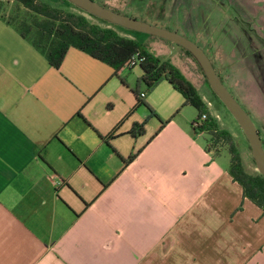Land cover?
Instances as JSON below:
<instances>
[{"label":"crops","instance_id":"1","mask_svg":"<svg viewBox=\"0 0 264 264\" xmlns=\"http://www.w3.org/2000/svg\"><path fill=\"white\" fill-rule=\"evenodd\" d=\"M9 3L0 264H264V213L204 150L180 94L73 48L49 67L4 23Z\"/></svg>","mask_w":264,"mask_h":264},{"label":"rangeland","instance_id":"2","mask_svg":"<svg viewBox=\"0 0 264 264\" xmlns=\"http://www.w3.org/2000/svg\"><path fill=\"white\" fill-rule=\"evenodd\" d=\"M40 1L50 7L80 15L88 23L108 28L120 37L143 42L148 52L161 61H168L193 85L219 128L233 137L240 136L241 131L234 120L213 99L200 71L181 48L175 45L170 47L166 41L158 38L130 33L100 23L65 4L63 0ZM93 1L135 18L152 17L157 23L175 30L202 48L214 69L219 72L225 89L258 130L264 150V0ZM11 10H14L12 2L7 5V11L10 13ZM138 71V66H133L125 76L126 80L132 81L133 75L137 77ZM183 109V117L192 123L196 118V111L191 106ZM202 135L206 140L209 139L205 134ZM200 141L205 143L203 139ZM226 147L220 142H210L208 146L210 154L217 155L215 159L223 165L229 163ZM240 158L245 171L254 174L256 171L249 148H241Z\"/></svg>","mask_w":264,"mask_h":264},{"label":"trees","instance_id":"3","mask_svg":"<svg viewBox=\"0 0 264 264\" xmlns=\"http://www.w3.org/2000/svg\"><path fill=\"white\" fill-rule=\"evenodd\" d=\"M10 1L13 3L14 10H11L9 15L3 18L4 23L11 26L19 38L25 40L34 51L40 54L49 67L57 68L67 48L78 50L88 57L105 64L113 73L118 72L125 62L132 60L134 62L133 66H138L139 73H141L137 80L142 83L146 91L150 92L158 83L166 82L173 90L180 94L183 99V105L191 106L196 111V118L190 126L196 123L201 115L205 114V119L201 125L197 128L191 127L192 131L205 134L209 138L208 140L205 139L204 146V150L208 153H210L208 148L210 142H220L227 146L226 153L229 157L227 173L229 177L240 187L242 197L246 198L264 213V178L256 172L254 174L246 172L241 162V148L245 146L248 149L244 137L241 133L239 137H233L226 130L219 128L217 121L210 115L193 85L185 79L177 68L168 61H161L148 52L143 42L120 37L108 28H101L88 23L80 15L50 7L47 3L40 0ZM65 4L71 6L67 2ZM98 5L136 20L144 22L148 20L149 22H146L148 24L176 32L165 25L157 23L152 17L141 16V18H135L108 8L103 4ZM99 22L106 24L102 21ZM182 51L191 58L201 73L193 58L183 49ZM212 67L214 69L213 65ZM214 71L223 84L219 72L215 69ZM204 82L213 99L224 108L209 89L205 79ZM150 114L153 115L152 111H150ZM132 129L136 133L141 132L142 124L133 125ZM256 131L263 147L260 134L257 129ZM211 156L215 158L217 155L213 154ZM133 157L134 153L127 156L124 163L129 162Z\"/></svg>","mask_w":264,"mask_h":264},{"label":"water","instance_id":"4","mask_svg":"<svg viewBox=\"0 0 264 264\" xmlns=\"http://www.w3.org/2000/svg\"><path fill=\"white\" fill-rule=\"evenodd\" d=\"M63 1L84 14L108 25L118 27L128 32L158 38L166 41L170 47L175 45L186 51L198 65L211 92L215 95L240 129L249 148L255 171L264 178V151L256 128L248 115L225 89L218 75L215 73L211 62L200 47L176 32L115 13L98 5L92 0Z\"/></svg>","mask_w":264,"mask_h":264},{"label":"built area","instance_id":"5","mask_svg":"<svg viewBox=\"0 0 264 264\" xmlns=\"http://www.w3.org/2000/svg\"><path fill=\"white\" fill-rule=\"evenodd\" d=\"M133 65H134V62H133L132 60H129L128 62H125V63L122 65L121 69H129V68H131ZM121 69H120V70H121ZM142 97H143V94H139V95H138V98H142ZM204 119H205V114L201 115V116L199 117V119L196 121V123H193V124L191 125V127H192V128H197V127H199V126L201 125V123L204 121Z\"/></svg>","mask_w":264,"mask_h":264}]
</instances>
